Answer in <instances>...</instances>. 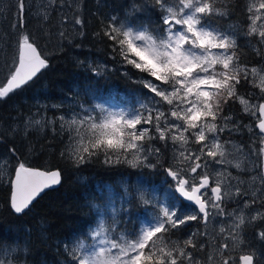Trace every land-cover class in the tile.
Segmentation results:
<instances>
[{"label": "snow or ice", "instance_id": "1", "mask_svg": "<svg viewBox=\"0 0 264 264\" xmlns=\"http://www.w3.org/2000/svg\"><path fill=\"white\" fill-rule=\"evenodd\" d=\"M26 5L15 0L9 7L16 10L15 40L0 49V100L50 64L27 31ZM237 11L242 19L234 24ZM36 16L41 28L59 17L61 47L73 43L69 24L84 35L77 0H42ZM94 36L112 61L140 74L122 72L140 89L119 106L94 103L96 90L86 84L0 130V143L20 137V147L12 143L8 150L9 214L26 215L62 182L61 167H32L21 153L30 129H48L64 145L58 159L71 167L138 170L135 183L122 181L119 207L91 204L95 226L57 242L63 264H264V64L250 67L243 52L251 48L264 61V0H131L122 15H106ZM80 65L95 77L111 72L107 63ZM237 103L243 116L233 110ZM49 107L59 114L44 115ZM236 134H247L250 143L235 145ZM245 158L250 180L241 178ZM232 168L240 171L233 175ZM145 169L163 175V193L145 181ZM137 207L143 213L133 220L129 209ZM29 252V242H0V264H31Z\"/></svg>", "mask_w": 264, "mask_h": 264}, {"label": "trees", "instance_id": "2", "mask_svg": "<svg viewBox=\"0 0 264 264\" xmlns=\"http://www.w3.org/2000/svg\"><path fill=\"white\" fill-rule=\"evenodd\" d=\"M244 2L245 0H241V4ZM77 3L86 25L83 29L84 35L71 31L72 25L69 24L67 27L71 32L73 43L68 45L65 41L63 47H61L62 42L60 40L56 41L59 17L54 16L50 25L41 28L35 11H28L29 28L27 31L37 38V42L41 50L48 56L50 64L34 82L18 90L9 98L3 99L5 102L0 106V130H4L1 124L8 119L2 116L4 112L11 115L19 113L22 109L32 110L34 108L30 98L31 92L36 89H39L40 99L57 104L70 97L72 92L78 89L82 90L86 84L92 85L96 90L95 95L99 98L116 97L121 101L130 99L140 89L139 85L122 76V72L128 70L133 79H137V76H133L136 75V70L126 69L118 62L112 61L106 43H101L99 37L94 36V33L100 30L101 21L105 19L106 15H122L131 0H77ZM69 15L71 16V13ZM15 19L16 14L11 19L12 24L15 23ZM240 19H242L241 12L237 11L232 23H238ZM240 42L244 43V41ZM83 45L89 46L95 57L107 59L106 63L111 69L110 74L95 77L86 70V67H81L80 62L74 56L69 54L70 48H75L76 52L82 53L84 48L81 46ZM0 49L3 47L0 46ZM243 52L249 66L257 64L258 61L261 62L260 57L256 56L251 48L245 47ZM87 64H89L88 58L85 65ZM247 90L246 87L241 94ZM114 91L117 95L115 97L113 96ZM15 104H17L16 107ZM26 113L30 114L29 112ZM30 132L31 136L25 139V146L21 148L23 157L32 166L61 167L64 170L63 179L59 186L49 188L42 193L26 215L20 214L19 216L9 214L7 210L8 190L6 180H3L4 182L0 183V242L15 241L22 245L29 242L31 264H63L66 255L62 251L63 245L60 249L57 248V242L72 239L74 235L79 236L81 233H86L90 227L95 226L96 216L94 212L90 211L91 204L101 206L109 201H115L116 206L119 207V198L121 197L116 192L122 194L124 190L122 181L135 183L138 170L127 166L107 168L102 164L93 163L79 169L74 168L75 174H78L75 169L83 170L85 178L80 180L73 172H70V166H66L58 159L59 151L64 146L58 143L59 137L53 140L50 131L46 132L47 136L45 133ZM236 136L240 135L236 134ZM4 143L3 146L0 143V153L2 154L5 153L2 149L9 150L12 143H16L17 147H20V137L13 139L12 136H9ZM29 144L35 148L34 152H29ZM48 145H53V147H47ZM143 171L147 183L153 185L155 180H162L159 175L152 174L147 169ZM129 211L133 212V220H135L137 213H143L140 207L130 208ZM193 230H195L194 226L188 229V231ZM260 247L261 251H264V245Z\"/></svg>", "mask_w": 264, "mask_h": 264}, {"label": "rangeland", "instance_id": "3", "mask_svg": "<svg viewBox=\"0 0 264 264\" xmlns=\"http://www.w3.org/2000/svg\"><path fill=\"white\" fill-rule=\"evenodd\" d=\"M14 2H15V0H1V2H0V46H2L3 48H6L7 44H10L11 41L15 40V36H10V33L13 31V29L10 27V25L12 24L11 19L16 14V10H15V8H12L11 11L9 12V7ZM41 2H42V0H27L26 7H28L30 9L29 11L34 10L36 13L37 10L39 9V5L41 4ZM234 24H236V23H234ZM28 26H27V29L29 28ZM58 40H59V38H56V41H58ZM81 48H84L82 53L76 52L75 48H70V50H69V54L71 56H74L78 60V62L83 61L84 63H86L87 58H88L89 63L104 64L107 62V59H105V58L102 59L99 56L95 57L94 53L91 51L89 46L83 45V46H81ZM261 64H264V61H261L260 63H257V64L252 65V66L259 68V67H261ZM139 75L140 74L137 72L136 75H133V76H137L136 78H138ZM42 87H44V86H42ZM242 91H244V89ZM114 93H115V91H114ZM114 93H113V96L114 97L117 96L116 93L115 94ZM31 94L32 95H31L30 99H32V101H33L32 105L34 106V108L32 110L22 109L19 113H13L11 115L6 114V112H4L2 114V116L8 118L6 121H4V123L1 124V126H3L4 129L9 128V126H16L13 123L14 121H16L17 124H19L21 117L26 119L28 116H30L34 113H37V109L43 105H49L50 106L52 104H57V103H50L48 100H45V99H40L41 94L39 93V89L33 90V92H31ZM115 98L108 97V99H102V98H99L96 96V99L93 102L94 103H105L107 101V102L112 103V104L124 106V103H125L124 100L121 101L118 98H116L117 99L116 100ZM4 102H5V100H1L0 106L3 105ZM16 106H17V104H15V107ZM238 106H236V104H235L233 110L238 112L240 115L243 116V113L240 111L241 106L239 104H238ZM26 108L29 109V107H26ZM26 112H29L30 114H28ZM43 114L46 115L47 117H52L53 115H58L59 113L57 112L56 109H52L49 107L48 111L46 113H43ZM0 115H1V113H0ZM37 118H39V117H37ZM243 122L248 123V117L244 116ZM21 128H22V125H21ZM30 131L34 132L35 134H41V133L48 132L49 130L45 129L44 131H38L37 129H30ZM21 133H22L21 135H23V131H21ZM65 143H66V138H65ZM233 143L237 146L248 145L250 143V140H249L248 135L245 134L243 137L235 136ZM4 144L5 143L3 142L1 144V146H3ZM2 150L5 153L4 154L0 153V178H2L5 181V180H7V168L10 167L11 164L8 163L9 155H10L8 152V149L3 148ZM61 162L63 164H65L66 166H70L64 161H61ZM12 163H14V161ZM243 166L248 169V172L246 174H242L241 178L245 179V180H250L251 174H252L251 173L252 165L248 163L247 158H245ZM75 171H77L78 174H75L74 173V167H71L70 172H73V174H75L80 180L85 178V174L83 173V170L78 171L75 169ZM231 171L233 172V175H236L237 172L240 170L232 168ZM159 176L162 178V180H160V179L155 180V184H153V185L156 186L157 188H159L160 192L163 193L164 190L168 186L166 184H163V180H164L163 175H159ZM148 184H150V183H148ZM150 185H152V184H150ZM116 193H118L119 196L121 197L124 193V190H123L122 194L119 192H116ZM109 214H110V209H109ZM193 226L195 227V225H193ZM217 231H218V226H217Z\"/></svg>", "mask_w": 264, "mask_h": 264}, {"label": "water", "instance_id": "4", "mask_svg": "<svg viewBox=\"0 0 264 264\" xmlns=\"http://www.w3.org/2000/svg\"><path fill=\"white\" fill-rule=\"evenodd\" d=\"M32 167H36V166H32ZM56 167V166H55ZM39 168H42V167H39ZM50 168H54V167H50ZM61 184V183H60ZM59 184V185H60ZM59 185H55V186H53V187H51V188H54V187H57V186H59ZM46 191V190H45ZM44 193V192H43ZM35 202V201H34Z\"/></svg>", "mask_w": 264, "mask_h": 264}, {"label": "bare ground", "instance_id": "5", "mask_svg": "<svg viewBox=\"0 0 264 264\" xmlns=\"http://www.w3.org/2000/svg\"><path fill=\"white\" fill-rule=\"evenodd\" d=\"M32 166V165H31ZM36 167H38V166H36ZM43 168V167H42Z\"/></svg>", "mask_w": 264, "mask_h": 264}]
</instances>
